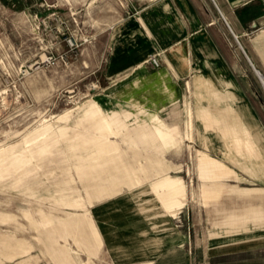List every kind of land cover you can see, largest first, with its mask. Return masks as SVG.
Returning <instances> with one entry per match:
<instances>
[{
    "label": "rangeland",
    "instance_id": "1",
    "mask_svg": "<svg viewBox=\"0 0 264 264\" xmlns=\"http://www.w3.org/2000/svg\"><path fill=\"white\" fill-rule=\"evenodd\" d=\"M148 1L0 0V264H112L140 248L201 256L214 232L234 223L245 234L264 220V205L230 201L264 193V86L213 2L248 73L244 102L196 98L189 81L144 82L141 70L109 72L119 25ZM228 103L248 107L259 162L225 131ZM140 124L167 139L130 138ZM169 178L182 184L180 203L164 194ZM214 185L224 186L206 195Z\"/></svg>",
    "mask_w": 264,
    "mask_h": 264
},
{
    "label": "crops",
    "instance_id": "2",
    "mask_svg": "<svg viewBox=\"0 0 264 264\" xmlns=\"http://www.w3.org/2000/svg\"><path fill=\"white\" fill-rule=\"evenodd\" d=\"M212 2L230 32L234 33V37L239 36L242 51L250 65L252 62L264 75V0H149L119 25L110 54L109 72L123 76L141 70L146 77L144 82L153 81L162 85L169 80L189 81L194 83L196 98L203 99L215 94L220 98L233 99L234 103L244 102L250 86L248 73ZM242 37L246 39V45L242 44ZM155 52H161L160 69L142 72L143 66L148 63L146 60ZM204 85L210 94H204ZM228 105L235 116L226 122L225 131L236 134L233 142L239 151L245 150V146L249 159L259 162L258 151L250 139L249 126L242 118L244 113H250L248 107L238 105L235 109L232 103ZM225 110L228 112V109ZM203 113L208 127L215 119L209 111ZM134 130L137 132L131 133L130 138H137L147 146L168 137H161V131L146 124H140L131 131ZM222 154L228 158L225 150ZM223 186L214 185L207 188L205 193L217 195ZM230 191L234 192L231 188ZM261 192V197L255 199L240 192L239 198L232 197L230 201L243 204L249 212L258 211L264 205V193ZM233 225L231 223V229L223 232H214V237L209 238L210 245L201 251V256L193 255L185 248H140L127 254L131 257L130 261L113 260L112 264H264V232H259L264 229V220L260 226L258 222L245 226L260 228L257 229L259 231L253 229L245 234H235ZM170 236L165 235L157 240L170 241ZM104 237L105 242L126 241L119 234H105ZM187 240L186 235L177 237L181 243Z\"/></svg>",
    "mask_w": 264,
    "mask_h": 264
},
{
    "label": "bare ground",
    "instance_id": "3",
    "mask_svg": "<svg viewBox=\"0 0 264 264\" xmlns=\"http://www.w3.org/2000/svg\"><path fill=\"white\" fill-rule=\"evenodd\" d=\"M236 33V32H235ZM234 34V33H233ZM237 34V33H236ZM238 35V34H237ZM236 36V35H235ZM239 37V36H238ZM242 46V45H241ZM242 48V47H241ZM248 58V57H247ZM250 59V58H249ZM204 157V156H203ZM207 161V160H205ZM208 163H210L209 161H207ZM213 164V163H212ZM218 165V164H217ZM216 165V166H217ZM220 166L218 165V168ZM216 168V167H215ZM222 168V167H220ZM225 168V167H224ZM224 170V169H223ZM226 170V169H225ZM227 171V170H226ZM225 171V172H226ZM206 172V171H205ZM224 171H220V169H217V170H214V175L216 177H221L222 175H224L225 173ZM212 173V172H211ZM180 178V177H179ZM181 179V178H180ZM164 183V187L166 188V191L164 194H166V198L169 200V201H173V202H182L180 196L182 195V184L181 182L178 180V179H173V178H169L167 179ZM218 190V189H217ZM163 198V197H162ZM173 204V203H172ZM177 205V204H176ZM174 217V216H173ZM264 219V217H263ZM248 220V219H247ZM246 221V219H245ZM237 223V222H236ZM246 226V225H245ZM237 228V227H236ZM259 228V227H258ZM244 231H251L253 230V227H245L243 228ZM233 231V230H232ZM236 232H239L236 230ZM224 235V234H223ZM18 242V241H17ZM37 256V255H36ZM89 257V256H88ZM89 263V262H88Z\"/></svg>",
    "mask_w": 264,
    "mask_h": 264
},
{
    "label": "built area",
    "instance_id": "4",
    "mask_svg": "<svg viewBox=\"0 0 264 264\" xmlns=\"http://www.w3.org/2000/svg\"><path fill=\"white\" fill-rule=\"evenodd\" d=\"M235 38H236L237 42L239 43L240 47H242L238 37L235 36ZM146 62H148V63H150V64H152L154 66H160L161 52H155V53L151 54L149 56V58L146 60Z\"/></svg>",
    "mask_w": 264,
    "mask_h": 264
},
{
    "label": "water",
    "instance_id": "5",
    "mask_svg": "<svg viewBox=\"0 0 264 264\" xmlns=\"http://www.w3.org/2000/svg\"><path fill=\"white\" fill-rule=\"evenodd\" d=\"M251 64H252L253 68L255 69L256 73L258 74V76H259V78H260V80H261V82H262V84L264 86V75L258 69L255 68V66H254V64L252 62H251Z\"/></svg>",
    "mask_w": 264,
    "mask_h": 264
}]
</instances>
